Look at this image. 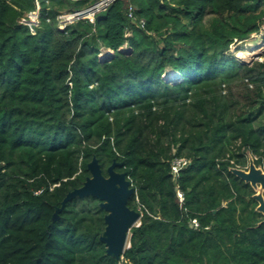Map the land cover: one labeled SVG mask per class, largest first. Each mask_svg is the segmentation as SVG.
<instances>
[{
    "label": "trees",
    "instance_id": "obj_1",
    "mask_svg": "<svg viewBox=\"0 0 264 264\" xmlns=\"http://www.w3.org/2000/svg\"><path fill=\"white\" fill-rule=\"evenodd\" d=\"M100 1L0 0V264H264L255 191L230 171L264 167V60L231 51L261 32L264 0H115L59 28ZM94 157L142 205L119 260L100 200L62 208Z\"/></svg>",
    "mask_w": 264,
    "mask_h": 264
},
{
    "label": "water",
    "instance_id": "obj_2",
    "mask_svg": "<svg viewBox=\"0 0 264 264\" xmlns=\"http://www.w3.org/2000/svg\"><path fill=\"white\" fill-rule=\"evenodd\" d=\"M86 12L91 14L94 11L87 9L83 16L87 15ZM160 35H163V33H160ZM249 158V166L246 170L231 168L230 171L250 184L254 191L259 189L264 191V171L256 166L252 156H249ZM117 165L116 162L112 164L107 170L108 175L104 176L101 165L94 157L88 164L90 176L87 177L80 188L67 194L62 202V208L68 201L77 197L92 196L100 200V207L107 212L105 216L106 228L101 236V241L107 247V254L119 260L125 251L130 248L129 234L133 227L140 226L138 222L142 215L139 211L128 206V201L135 194V189L131 186L126 173H119L115 170ZM119 181L121 182V188L117 187ZM253 199L258 203L256 211L264 217V195L262 192L255 193ZM260 224L264 225V219ZM106 235L109 237L107 238ZM125 241L128 242L127 248H120L119 243Z\"/></svg>",
    "mask_w": 264,
    "mask_h": 264
},
{
    "label": "built area",
    "instance_id": "obj_3",
    "mask_svg": "<svg viewBox=\"0 0 264 264\" xmlns=\"http://www.w3.org/2000/svg\"><path fill=\"white\" fill-rule=\"evenodd\" d=\"M113 1H115V0H102V1L94 4L90 8V10H92L94 12H92L91 14H89L86 17L83 16L85 10L84 11H80V12H67V13H64V14L60 15L59 18H58L59 27H62V26L66 27L68 24H71V23H73V22H75V21H77L79 19H82V18H87V19H89V21L91 23H93L95 14L97 12H99L100 10L105 9ZM40 8H41L40 7V3L37 1L36 2V9L34 11H31V12L27 13L20 21V23L22 25H25V26L29 27L30 30L32 31V33H35V29L40 25V16H41ZM133 11H134V8L130 7L129 17H130V19L135 20ZM145 23H146L145 20H143V19L140 20V24H141L142 27H144ZM263 27H264V25L262 26V28ZM261 31H262V29H261ZM188 164H189V160H187L186 158H176L172 162V165H171L173 176L176 177L185 167L188 166ZM177 196H178L180 202L182 203L183 202V198H184V193L179 188L177 189ZM139 209L141 211L142 205H140ZM139 224H141V221L139 222ZM190 225H191L192 228H196V229L199 228V226H200L199 222L197 220H193Z\"/></svg>",
    "mask_w": 264,
    "mask_h": 264
},
{
    "label": "rangeland",
    "instance_id": "obj_4",
    "mask_svg": "<svg viewBox=\"0 0 264 264\" xmlns=\"http://www.w3.org/2000/svg\"><path fill=\"white\" fill-rule=\"evenodd\" d=\"M60 28L64 29L65 26H62ZM263 38H264V27L262 28V31L259 34L252 35L251 38L247 40L246 42L238 43L237 45L232 46L231 51L233 54H235V57L240 62H243L246 64H252L255 61H263L264 60V40ZM122 50L127 51L129 50V48L124 47ZM112 54L113 52H110L109 50H102V54L100 55V58L104 60L105 58H107L108 56H111ZM163 78L167 81H178L179 80L177 73H174V72H168L167 74L164 75ZM247 168H245L244 170H246ZM259 168H261L264 171V167H259ZM258 192H262V194L264 195V191H262L261 189H259L258 191H255V193H258ZM140 221L141 219L139 220V222ZM130 238H131V233L129 234V241H130Z\"/></svg>",
    "mask_w": 264,
    "mask_h": 264
},
{
    "label": "bare ground",
    "instance_id": "obj_5",
    "mask_svg": "<svg viewBox=\"0 0 264 264\" xmlns=\"http://www.w3.org/2000/svg\"><path fill=\"white\" fill-rule=\"evenodd\" d=\"M84 14H85V13H84ZM84 14H83V15H84ZM86 14H87L86 16H88L90 13L86 12ZM86 16H84V17H86ZM117 187H118V188H121V182H120V181L118 182ZM106 237L108 238L109 236L106 235ZM127 246H128V242H127V241L122 242V243H119V247H120V248L125 249V248H127Z\"/></svg>",
    "mask_w": 264,
    "mask_h": 264
},
{
    "label": "clouds",
    "instance_id": "obj_6",
    "mask_svg": "<svg viewBox=\"0 0 264 264\" xmlns=\"http://www.w3.org/2000/svg\"><path fill=\"white\" fill-rule=\"evenodd\" d=\"M91 8V7H90ZM90 8H88V9H90ZM87 10V9H86ZM84 11V10H83ZM101 11V10H100ZM78 12H80V11H78ZM82 19H87V18H82ZM80 20V19H79ZM60 28V27H59ZM61 29V28H60Z\"/></svg>",
    "mask_w": 264,
    "mask_h": 264
},
{
    "label": "crops",
    "instance_id": "obj_7",
    "mask_svg": "<svg viewBox=\"0 0 264 264\" xmlns=\"http://www.w3.org/2000/svg\"><path fill=\"white\" fill-rule=\"evenodd\" d=\"M110 52H113V51H111V50H109ZM114 53V52H113Z\"/></svg>",
    "mask_w": 264,
    "mask_h": 264
}]
</instances>
